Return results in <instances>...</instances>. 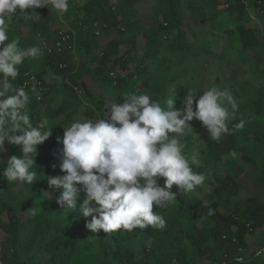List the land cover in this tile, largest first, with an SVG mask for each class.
I'll return each instance as SVG.
<instances>
[{
  "label": "trees",
  "instance_id": "1",
  "mask_svg": "<svg viewBox=\"0 0 264 264\" xmlns=\"http://www.w3.org/2000/svg\"><path fill=\"white\" fill-rule=\"evenodd\" d=\"M76 4L63 16L51 6L37 9L39 19L9 28L21 48L43 50L39 59L19 66L12 83L15 88L30 82V120L36 126L46 119L52 129L38 146L33 185L3 177L19 146L5 141L0 153V264H237V258L240 264H264V251L256 254L264 249V0ZM60 33L70 34L72 50H55ZM200 57H213L231 72L235 94L249 111L229 125L243 120L244 127L217 142L201 122H190L187 132L197 136L193 146L201 161L193 170L205 179L187 194L174 185L177 199L164 209L154 206L166 221L163 231L149 225L92 233L85 227L91 217L80 213L83 192L76 209H62L54 198L59 192L48 187V176L64 174L56 138L75 120L101 118L105 100L123 103L130 92L148 94L163 107L176 98L179 108L194 90L195 70L185 64ZM33 76L41 82L39 100L30 91ZM254 241L257 248L250 250Z\"/></svg>",
  "mask_w": 264,
  "mask_h": 264
},
{
  "label": "clouds",
  "instance_id": "2",
  "mask_svg": "<svg viewBox=\"0 0 264 264\" xmlns=\"http://www.w3.org/2000/svg\"><path fill=\"white\" fill-rule=\"evenodd\" d=\"M49 6L63 16L69 11V0H0V153L6 151L5 141L19 146L20 152L12 155L3 168V177L9 183L33 185L37 181L34 168L38 146L50 138L52 129L46 119L32 124V96L26 86L13 88L12 83L20 75L19 66L25 60L39 59L43 50L38 46L21 48L18 38L10 39L9 28L20 20L39 19L37 9ZM69 44L75 46L71 40ZM44 48L50 49L47 44ZM31 79L30 91L39 100V81L35 76ZM196 94H187L178 108L176 98L167 99L163 107L148 94L130 92L122 97L123 103L105 100L101 118L75 120L63 127V136L56 139L62 145L59 167L64 174L47 177L49 189L59 192L55 202L62 209L74 210L83 192L80 213L91 217L85 227L92 233L101 229L108 234L131 232L149 225L163 231L166 221L154 206L164 209L177 199L171 191L174 185L179 193L187 194L205 179L193 170L201 166V161L184 152L182 138L193 129L190 122H201L210 140L217 142L244 127L243 120L229 125L239 108L230 91L211 87L202 95ZM160 179L163 186L158 184ZM204 205L208 215H213L207 201Z\"/></svg>",
  "mask_w": 264,
  "mask_h": 264
},
{
  "label": "rangeland",
  "instance_id": "3",
  "mask_svg": "<svg viewBox=\"0 0 264 264\" xmlns=\"http://www.w3.org/2000/svg\"><path fill=\"white\" fill-rule=\"evenodd\" d=\"M77 2V6H82L86 0H69V7L72 6V2ZM186 66L189 69L195 70L193 75L194 81V90L192 93H197L196 95H202V91L209 89L211 87H218L220 89H227L234 96L238 102L239 108L235 114V117L240 116L241 114H246L249 111V108L246 104L244 98L241 95H236L235 92L238 89V86L235 83L234 78L232 77L231 72L223 64L221 65L213 57H200L193 59ZM242 76V75H240ZM215 81H218L219 86L215 85ZM196 137L193 133L187 132L186 135L182 138V143L184 144V152L187 156L191 157L195 155L198 158L197 151L193 144H196ZM246 191H251V186L246 182L245 183ZM257 248V241H254L251 244L250 250H255ZM262 248H258L260 252Z\"/></svg>",
  "mask_w": 264,
  "mask_h": 264
},
{
  "label": "built area",
  "instance_id": "4",
  "mask_svg": "<svg viewBox=\"0 0 264 264\" xmlns=\"http://www.w3.org/2000/svg\"><path fill=\"white\" fill-rule=\"evenodd\" d=\"M70 40H71V36L70 35H68V34H61V42H58L57 43V49H58V51H61L62 50V47H64V46H67V48H69L70 50H72L73 49V46H72V44H69ZM31 81H32V79H31ZM29 83L30 82H27L24 86H27ZM38 85H41V82H39ZM262 251H264V249L261 250L258 253H261ZM239 261H242V258H240Z\"/></svg>",
  "mask_w": 264,
  "mask_h": 264
}]
</instances>
